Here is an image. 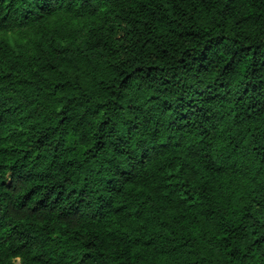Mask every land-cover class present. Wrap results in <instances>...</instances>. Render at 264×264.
Listing matches in <instances>:
<instances>
[{
  "label": "trees",
  "instance_id": "obj_1",
  "mask_svg": "<svg viewBox=\"0 0 264 264\" xmlns=\"http://www.w3.org/2000/svg\"><path fill=\"white\" fill-rule=\"evenodd\" d=\"M0 264H264V0H0Z\"/></svg>",
  "mask_w": 264,
  "mask_h": 264
}]
</instances>
